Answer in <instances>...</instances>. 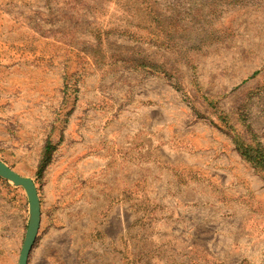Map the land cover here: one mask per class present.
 Listing matches in <instances>:
<instances>
[{"label":"rangeland","instance_id":"obj_1","mask_svg":"<svg viewBox=\"0 0 264 264\" xmlns=\"http://www.w3.org/2000/svg\"><path fill=\"white\" fill-rule=\"evenodd\" d=\"M0 161L30 264H264V0H0Z\"/></svg>","mask_w":264,"mask_h":264},{"label":"water","instance_id":"obj_2","mask_svg":"<svg viewBox=\"0 0 264 264\" xmlns=\"http://www.w3.org/2000/svg\"><path fill=\"white\" fill-rule=\"evenodd\" d=\"M0 177L11 182L16 187H22L27 194L30 207V222L18 264H29L42 224V208L38 188L34 180L22 177L1 161Z\"/></svg>","mask_w":264,"mask_h":264},{"label":"trees","instance_id":"obj_3","mask_svg":"<svg viewBox=\"0 0 264 264\" xmlns=\"http://www.w3.org/2000/svg\"><path fill=\"white\" fill-rule=\"evenodd\" d=\"M246 158L250 159L251 161H254V160H253L251 157H249V156H246ZM45 159H46V157H45ZM259 163H260L259 166L262 167V168L264 169V165L261 164V162H259ZM43 166H44V164H42V166H41V168H40V174H41V172H42V170H43Z\"/></svg>","mask_w":264,"mask_h":264},{"label":"crops","instance_id":"obj_4","mask_svg":"<svg viewBox=\"0 0 264 264\" xmlns=\"http://www.w3.org/2000/svg\"><path fill=\"white\" fill-rule=\"evenodd\" d=\"M31 258V257H30ZM29 264H30V262H29Z\"/></svg>","mask_w":264,"mask_h":264}]
</instances>
